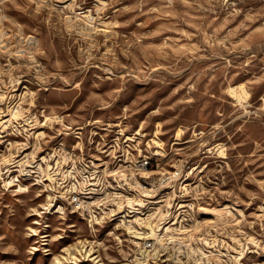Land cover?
Wrapping results in <instances>:
<instances>
[{
    "label": "rangeland",
    "instance_id": "374dc122",
    "mask_svg": "<svg viewBox=\"0 0 264 264\" xmlns=\"http://www.w3.org/2000/svg\"><path fill=\"white\" fill-rule=\"evenodd\" d=\"M93 118L145 133L160 201L69 205ZM0 264H264V0H0Z\"/></svg>",
    "mask_w": 264,
    "mask_h": 264
},
{
    "label": "built area",
    "instance_id": "2783aa9c",
    "mask_svg": "<svg viewBox=\"0 0 264 264\" xmlns=\"http://www.w3.org/2000/svg\"><path fill=\"white\" fill-rule=\"evenodd\" d=\"M62 118L63 116H56ZM98 119L89 120L86 126H79L75 130L74 138H83V130L85 128L89 129L87 132L88 138L83 140L84 154L83 156V175H74V162H75V146L76 142H69L68 139L65 140V143L59 146L61 153H65L68 162H65L66 166H61L63 172V180L65 183L68 182V178L73 177L71 183L73 184V190L70 188L67 191H74V200H68L70 206L74 209L81 211L84 215L98 216L96 207L100 208L101 206L106 205L107 196L112 194L109 190L113 189L118 192H113L112 201L119 203L121 200H124L125 192L128 190L126 187H122L124 184L128 186L131 190L133 188H138V191L142 195L137 194L132 195L131 192H128L132 197H129L130 200H139L138 209L143 212L145 209L146 201L148 200L147 195L154 193L155 198H150L152 203H157L160 201L157 197L161 192V181L162 177L151 176L149 178H137L136 170L143 169L149 166H161V153L155 151L149 153L147 148L143 146L145 133L139 131L130 133L129 131H124L120 124L111 123V121H105L104 124ZM110 129V130H109ZM111 133H107V131ZM65 135H71L66 132ZM102 144L103 147H99ZM130 145H137L139 147V156L130 157L129 149ZM87 147H96L97 149V158H89L87 154ZM102 156V157H101ZM101 158H104L101 161ZM64 161V160H63ZM109 162V164H104ZM110 165H113L112 168ZM112 179V181H109ZM121 182H125L123 185H120ZM112 182V184H108ZM132 182L134 184H132ZM115 183L117 188H115ZM150 184V188L147 186ZM67 186V184H66ZM76 190H83V197H76ZM124 190V191H123ZM129 190V191H130ZM116 194V195H114ZM118 195V196H117ZM152 197V196H151ZM99 206H98V205ZM154 205V204H153Z\"/></svg>",
    "mask_w": 264,
    "mask_h": 264
},
{
    "label": "bare ground",
    "instance_id": "6f19581e",
    "mask_svg": "<svg viewBox=\"0 0 264 264\" xmlns=\"http://www.w3.org/2000/svg\"><path fill=\"white\" fill-rule=\"evenodd\" d=\"M66 0H63V2H65ZM86 16H89L86 15ZM228 91L230 92V94L234 97L237 98L238 101H243L247 98L248 95H250V92L246 89V87L243 84H238V85H234V86H230ZM246 101V100H245ZM15 109V108H14ZM13 111V110H12ZM17 111V110H16ZM14 112V116H16L18 113ZM12 113V112H11ZM6 116V115H5ZM51 118V117H50ZM11 120V119H10ZM51 120V119H50ZM49 120V121H50ZM6 121V120H5ZM9 121V120H8ZM4 122V121H3ZM52 122V121H50ZM49 122V123H50ZM47 122H45L46 124ZM81 139V138H79ZM82 141V140H81ZM80 141V142H81ZM63 143V142H62ZM82 145V144H81ZM79 146V145H78ZM136 148V147H135ZM87 151H91L90 153L87 152L89 158H97V149L96 147H87ZM134 149L133 147L130 145V149H129V156L130 157H137L139 156V154L135 155L134 154ZM84 154V148H79L78 149V153L76 152L75 149V162H74V175H83V155ZM45 160V159H44ZM156 166H149L143 169H138L136 170V177L137 178H149L152 175H154L153 173L156 172ZM157 175V174H156ZM70 192V191H69ZM76 197H83V190H76ZM69 198H71L72 200H74V192L69 196ZM53 211V210H52ZM94 254V253H93ZM91 257V256H90Z\"/></svg>",
    "mask_w": 264,
    "mask_h": 264
}]
</instances>
